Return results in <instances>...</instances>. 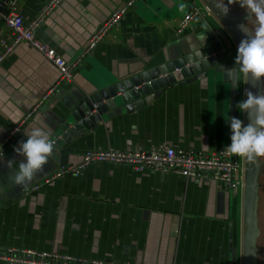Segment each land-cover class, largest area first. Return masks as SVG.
Here are the masks:
<instances>
[{
  "label": "crops",
  "instance_id": "obj_1",
  "mask_svg": "<svg viewBox=\"0 0 264 264\" xmlns=\"http://www.w3.org/2000/svg\"><path fill=\"white\" fill-rule=\"evenodd\" d=\"M51 1L18 0L17 5L25 22L44 14L36 29L40 40L70 62L80 57L83 61L71 83L49 92L60 72L36 49L21 42L3 59L0 143L48 94L4 145V161H22L24 157L14 147L27 139L25 132L42 127L51 133L64 113L92 92L95 84L163 65L185 50L209 43V35H221L226 50L237 55L238 45L216 15L196 18L186 30L176 33L179 20L205 0H137L89 51L94 33L127 0H60L48 10ZM220 1L228 6L226 0ZM10 11L7 6L0 17V34L8 43L14 40L4 19ZM3 52L0 45V55ZM220 66L230 68L228 62ZM246 87L245 79L239 77L234 115L245 125L246 113L237 104L246 100ZM232 90V80L223 81L220 74L218 81L204 77L168 86L149 103L137 107L132 102L129 111L125 108L129 103H125L113 118L105 117L93 133L72 144L63 159L51 156L44 172L27 187L15 185L12 170L0 161V249L65 252L87 260L133 264H244L245 189L230 190L214 180L174 172H135L127 165L108 162L44 183L60 167L79 163L89 149L165 144L217 151L231 143L230 121L225 118L232 117ZM38 184L39 190L25 193Z\"/></svg>",
  "mask_w": 264,
  "mask_h": 264
},
{
  "label": "built area",
  "instance_id": "obj_2",
  "mask_svg": "<svg viewBox=\"0 0 264 264\" xmlns=\"http://www.w3.org/2000/svg\"><path fill=\"white\" fill-rule=\"evenodd\" d=\"M137 0H127L118 7L108 19L98 28L92 36L88 51L100 42L107 32L117 26L126 13L134 6ZM60 0H52L48 10L57 5ZM18 0H10L8 6L11 11L5 16V24L14 36L12 43H8L0 34V45L4 52L0 55V63L11 52L15 45L25 42L40 52L46 59L52 62L60 72L59 80L49 92L55 90L57 85L71 83L74 80L75 71L81 66L82 57L70 62L62 57L58 51L48 43L40 40L36 35V29L44 19V14L30 22H25L23 15L18 9ZM215 15L213 9L205 3L203 6H193L178 22L176 33L180 34L186 30L196 18H205ZM48 99L46 94L23 120L13 129L10 135L0 143V152L4 155V145L9 138L15 135L22 125L33 116L40 105ZM226 144L214 152H203L194 149L176 148L173 146L159 144L150 148L131 147L126 149L107 148L104 150L89 149L84 152L82 160L77 164H69L60 167L56 172L49 175L44 183L48 184L67 174L79 175L91 165L113 163L127 165L135 172L159 171L174 172L186 178L210 179L221 186L238 190L246 186V163L229 154ZM41 185H35L26 194L36 192ZM0 262L6 264H133L128 261L93 259L77 257L65 252L46 251L37 249L6 247L0 249Z\"/></svg>",
  "mask_w": 264,
  "mask_h": 264
},
{
  "label": "water",
  "instance_id": "obj_3",
  "mask_svg": "<svg viewBox=\"0 0 264 264\" xmlns=\"http://www.w3.org/2000/svg\"><path fill=\"white\" fill-rule=\"evenodd\" d=\"M10 0H0V17H2L7 9ZM213 9L215 15L220 19L227 31L232 35L237 45L245 38V34L241 32L238 25L244 24L248 27L247 22H253V17L247 11L235 14L228 11L225 15L220 13L217 4L220 0H205ZM249 28V27H248ZM250 30V29H249ZM251 31V30H250ZM210 42L183 51L182 56L166 62L163 65L155 66L149 70L140 72L122 80H110L95 84L94 89L90 93H86L78 100L73 108H69L60 119L56 127L52 129L51 138L55 141L54 153L52 158L61 160L65 154L72 149V144L85 138L93 133L98 125L104 121L105 117L111 119L115 116L118 109L123 107L125 103L126 110H131L134 106H142L151 102L154 98L171 85L192 82L201 78H215L217 81L222 74V80H232V107L231 115L235 117V96L239 84V77L235 74L229 75L228 69H221V64L228 62L229 69L238 68L235 64V57L232 50L228 48L222 36L209 35ZM221 72V73H220ZM261 81L256 87L251 83H247L246 89L253 93L262 91ZM247 99V96H246ZM249 123L246 114V125ZM238 157V155H235ZM246 161V186L244 193V264H257L258 260V207H259V174L261 172L259 157Z\"/></svg>",
  "mask_w": 264,
  "mask_h": 264
},
{
  "label": "clouds",
  "instance_id": "obj_4",
  "mask_svg": "<svg viewBox=\"0 0 264 264\" xmlns=\"http://www.w3.org/2000/svg\"><path fill=\"white\" fill-rule=\"evenodd\" d=\"M239 3L250 16L255 17L254 31L244 25H238L245 38L238 45L235 65L238 68L228 69V74L243 77L246 83L256 87L264 80V0H228V4ZM181 10L184 5H180ZM220 13L227 14V5L218 3ZM246 100L237 104L241 112L247 114L249 123L247 125L236 117L225 118L230 121L232 135L231 144L226 147L229 154L246 157L249 160L255 157H264V91L253 93L245 89ZM26 140L19 141V146L14 147L17 154L24 157L22 161L12 158L3 160V152H0V161L12 170V182L20 187H27L39 173L44 172V167L54 153L55 141L51 133L42 127H33L26 131ZM14 165L16 166L14 168Z\"/></svg>",
  "mask_w": 264,
  "mask_h": 264
},
{
  "label": "rangeland",
  "instance_id": "obj_5",
  "mask_svg": "<svg viewBox=\"0 0 264 264\" xmlns=\"http://www.w3.org/2000/svg\"><path fill=\"white\" fill-rule=\"evenodd\" d=\"M228 3V0H226ZM229 9L236 12V14H239V12L243 11V7L240 6V4L234 3V4H228ZM244 11H246L244 9ZM253 17V20L255 21V17ZM247 25L251 31H254L255 23L254 22H247ZM262 84V91H264V80ZM244 162L245 158H244ZM261 172L259 174V207H258V225H259V236H258V260L257 264H264V157H259Z\"/></svg>",
  "mask_w": 264,
  "mask_h": 264
}]
</instances>
